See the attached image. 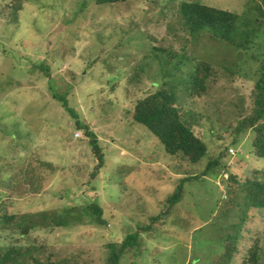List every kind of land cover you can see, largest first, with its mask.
<instances>
[{"label": "rangeland", "instance_id": "1", "mask_svg": "<svg viewBox=\"0 0 264 264\" xmlns=\"http://www.w3.org/2000/svg\"><path fill=\"white\" fill-rule=\"evenodd\" d=\"M181 1L0 0V201L8 195L10 212L35 219L43 213L46 224L53 216L65 219V208L75 209L68 224L36 222L21 237L0 231V245L20 239L44 263L73 256L79 264H102L103 244L148 224L178 180L201 173L207 158L189 163L165 153L128 111L158 86L162 72L185 76L202 61L213 71L205 93L192 98L179 91L176 104L219 164L182 183L180 200L163 224L142 233L141 252L126 254L120 264H211L220 253L228 225L238 219L224 202L231 191L227 175L244 178L264 170V158L251 153V131L232 141V126L250 107L257 58L264 52V26L254 23L264 4L190 0L239 15V31L250 32L247 48H236L205 28L185 32ZM65 90L68 105L102 148L104 166L93 179L88 173L95 160L82 130L51 96ZM229 147L235 154H228ZM91 201L101 204L106 226L82 212ZM239 208L250 220L242 226L233 263L256 237L258 264H264V212Z\"/></svg>", "mask_w": 264, "mask_h": 264}, {"label": "trees", "instance_id": "2", "mask_svg": "<svg viewBox=\"0 0 264 264\" xmlns=\"http://www.w3.org/2000/svg\"><path fill=\"white\" fill-rule=\"evenodd\" d=\"M93 1L95 4L112 5L123 0ZM261 1L264 4V0ZM19 7L20 4L16 8ZM257 8L259 13L254 23L256 27H261L264 26V8L260 5ZM178 17L182 21L185 32L189 30L192 33L205 28L210 31L214 39L227 41L236 48H247L249 34L245 32H250V29L247 28L245 32L243 29H240L241 32L239 31L236 26V22L239 20L237 13L198 1L183 0L178 5ZM242 23L244 26L247 25L245 22ZM253 30L255 31V29ZM257 63L255 80L249 93L250 107L247 112L239 116L232 126V141H235L238 134L251 131V153L257 158H264V52L258 55ZM37 68L44 73L41 64H38ZM212 73V66L202 61H198L193 72L185 76L170 78L169 74L162 72L158 86L138 97L132 103L128 111L131 114V119L150 131L161 143L165 153L169 155L179 154L189 163H195L203 157H206L207 161L201 173L178 180L172 192L162 200L159 212L150 217L148 224L137 226L134 231L126 234L119 241H109L103 244L102 264H120V259L126 254L130 252L133 255L140 253V235L144 232H151L156 225L163 224L173 206L180 200L182 183L202 178L207 171L219 164V159L207 153L204 142L199 135L195 134L194 123L185 118L184 108L176 104L179 91L192 98L205 93L207 79ZM51 96L74 119L75 127L82 130L95 160L91 171L88 173V177L93 179L104 166L102 148L98 144L96 134L88 124L79 121L75 111L68 105L67 90L63 92L52 91ZM257 174H260L261 177H257ZM227 178L230 181L231 191L224 197V202H226L227 210L234 209L238 212V219L228 225V231L223 238L222 250L211 264H234V257L240 254L238 246L243 238L242 226L250 220V215L239 208L241 204L246 209L254 208L264 212V170H256L253 176L244 178L230 173ZM10 201L8 195L0 201V231L16 233L20 237L27 235L36 222L46 227L52 222L55 226L68 224L69 217H71L70 213L75 211L74 207L65 208L64 212L67 216L65 219L62 217L58 219L53 216L46 224L45 220L48 215L43 213H39L35 219L33 218L34 215L30 213L16 214L10 212L8 210ZM81 210L86 216H90L95 223L107 225V220L103 216V208L98 202L91 201L84 205ZM19 240L16 239L0 245V264H79L73 262V256L56 260L47 259L46 263L40 262L38 257L33 254L35 247L21 244ZM260 254L259 239L251 238L249 245L243 250L238 264H258Z\"/></svg>", "mask_w": 264, "mask_h": 264}, {"label": "built area", "instance_id": "3", "mask_svg": "<svg viewBox=\"0 0 264 264\" xmlns=\"http://www.w3.org/2000/svg\"><path fill=\"white\" fill-rule=\"evenodd\" d=\"M75 135H76V136H79V133H75ZM228 153H229L230 155H233V154H235V151H234L232 148H228Z\"/></svg>", "mask_w": 264, "mask_h": 264}, {"label": "clouds", "instance_id": "4", "mask_svg": "<svg viewBox=\"0 0 264 264\" xmlns=\"http://www.w3.org/2000/svg\"><path fill=\"white\" fill-rule=\"evenodd\" d=\"M229 148H231V147H229ZM227 151H228V149H227ZM229 154V153H228Z\"/></svg>", "mask_w": 264, "mask_h": 264}]
</instances>
